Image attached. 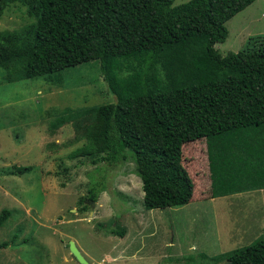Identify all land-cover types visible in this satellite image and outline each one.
Listing matches in <instances>:
<instances>
[{
  "label": "trees",
  "instance_id": "1",
  "mask_svg": "<svg viewBox=\"0 0 264 264\" xmlns=\"http://www.w3.org/2000/svg\"><path fill=\"white\" fill-rule=\"evenodd\" d=\"M173 1L0 0V18L18 2L36 19L23 33H0V66L10 70L22 62L23 77L35 79L99 63L115 96L106 144L98 152L87 143L70 157L117 164L132 150L146 209L193 199L182 148L202 138L211 197L231 192L236 178L248 190L264 186V47L221 55L214 46L226 40V22L254 0ZM67 110L52 128L90 112ZM253 159L256 172L249 169ZM88 197L97 198L93 189ZM9 214L1 211L0 226ZM225 257L228 264H264V235Z\"/></svg>",
  "mask_w": 264,
  "mask_h": 264
},
{
  "label": "rangeland",
  "instance_id": "2",
  "mask_svg": "<svg viewBox=\"0 0 264 264\" xmlns=\"http://www.w3.org/2000/svg\"><path fill=\"white\" fill-rule=\"evenodd\" d=\"M35 21L12 2L0 33H23ZM225 26L226 40L214 45L221 55L264 47V0H254ZM16 66H0V213H10L0 226V264H80L70 241L89 264H228L227 253L264 235V186L248 190V182L236 178L231 192L211 197L205 138L183 145L194 190L178 207H144L132 150L117 164L70 157L87 143L98 152L106 144L115 96L98 62L35 79L23 77L22 62ZM67 109L90 112L52 128ZM249 165L251 172L257 168L254 159ZM18 167L30 169L19 173ZM90 189L97 197L92 208Z\"/></svg>",
  "mask_w": 264,
  "mask_h": 264
},
{
  "label": "water",
  "instance_id": "3",
  "mask_svg": "<svg viewBox=\"0 0 264 264\" xmlns=\"http://www.w3.org/2000/svg\"><path fill=\"white\" fill-rule=\"evenodd\" d=\"M91 203L92 204L90 206L92 208L94 205V202L92 201ZM68 247H69V251L71 255L74 257L75 260H77L80 264H89L87 260L85 259V257L80 252V250L77 248L74 241H70L68 244Z\"/></svg>",
  "mask_w": 264,
  "mask_h": 264
},
{
  "label": "crops",
  "instance_id": "4",
  "mask_svg": "<svg viewBox=\"0 0 264 264\" xmlns=\"http://www.w3.org/2000/svg\"><path fill=\"white\" fill-rule=\"evenodd\" d=\"M76 244V243H75ZM80 252L82 253V251L80 250ZM84 257H85V255H84Z\"/></svg>",
  "mask_w": 264,
  "mask_h": 264
}]
</instances>
